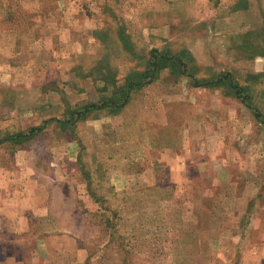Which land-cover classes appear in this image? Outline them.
I'll list each match as a JSON object with an SVG mask.
<instances>
[{
	"label": "rangeland",
	"instance_id": "obj_1",
	"mask_svg": "<svg viewBox=\"0 0 264 264\" xmlns=\"http://www.w3.org/2000/svg\"><path fill=\"white\" fill-rule=\"evenodd\" d=\"M0 208V264H264V0H0Z\"/></svg>",
	"mask_w": 264,
	"mask_h": 264
},
{
	"label": "trees",
	"instance_id": "obj_2",
	"mask_svg": "<svg viewBox=\"0 0 264 264\" xmlns=\"http://www.w3.org/2000/svg\"><path fill=\"white\" fill-rule=\"evenodd\" d=\"M178 60H179V63L182 65L183 68L186 67L183 63H181V59H175L174 60V59H166V58H161V59L156 58L155 61H154V63H153V65H152V68L149 71L144 72L142 74L140 80H144V79H156L157 78L156 76H157L158 72L160 70L166 68L167 66H169L170 62H173L170 66L172 68H174V69H175L176 66H179V64H176V62ZM226 77H228L227 79L230 78L229 75L226 76ZM221 80H223V79L221 78ZM221 80H219L217 82V84L222 83ZM202 84L212 85L213 83L212 82H207V83H201V85ZM139 86H141V85H139Z\"/></svg>",
	"mask_w": 264,
	"mask_h": 264
},
{
	"label": "crops",
	"instance_id": "obj_3",
	"mask_svg": "<svg viewBox=\"0 0 264 264\" xmlns=\"http://www.w3.org/2000/svg\"><path fill=\"white\" fill-rule=\"evenodd\" d=\"M4 214H5V215H8V214H9V211H7V210L4 211V208H0V215H3V216H4ZM253 262H255V260L253 261V259H252V263H253ZM252 263H251V264H252Z\"/></svg>",
	"mask_w": 264,
	"mask_h": 264
}]
</instances>
